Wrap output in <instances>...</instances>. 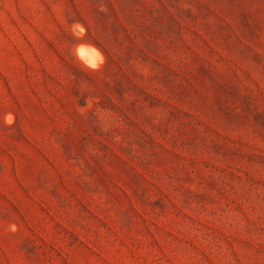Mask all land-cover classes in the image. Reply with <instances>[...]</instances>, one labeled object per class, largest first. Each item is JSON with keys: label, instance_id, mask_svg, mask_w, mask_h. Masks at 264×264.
Instances as JSON below:
<instances>
[{"label": "rangeland", "instance_id": "374dc122", "mask_svg": "<svg viewBox=\"0 0 264 264\" xmlns=\"http://www.w3.org/2000/svg\"><path fill=\"white\" fill-rule=\"evenodd\" d=\"M0 264H264V0H0Z\"/></svg>", "mask_w": 264, "mask_h": 264}, {"label": "bare ground", "instance_id": "6f19581e", "mask_svg": "<svg viewBox=\"0 0 264 264\" xmlns=\"http://www.w3.org/2000/svg\"><path fill=\"white\" fill-rule=\"evenodd\" d=\"M88 46V45H87ZM77 48V46H76ZM78 52H79V57L81 58V62L85 61V63L87 64H92V63H89L90 60H92L93 62V59L88 55V51L86 49H83V48H78ZM90 52V51H89ZM78 57V56H77ZM84 63V64H85ZM89 67V66H88ZM93 68V67H92Z\"/></svg>", "mask_w": 264, "mask_h": 264}, {"label": "clouds", "instance_id": "9594fccd", "mask_svg": "<svg viewBox=\"0 0 264 264\" xmlns=\"http://www.w3.org/2000/svg\"><path fill=\"white\" fill-rule=\"evenodd\" d=\"M90 51H92V56L95 58V60H98L102 63V59H103L102 55L95 50H90ZM89 63H92L93 68L98 67V65L93 63L92 60H90Z\"/></svg>", "mask_w": 264, "mask_h": 264}]
</instances>
